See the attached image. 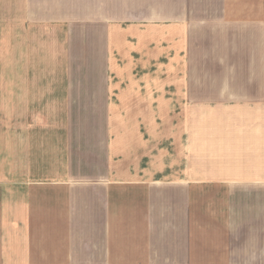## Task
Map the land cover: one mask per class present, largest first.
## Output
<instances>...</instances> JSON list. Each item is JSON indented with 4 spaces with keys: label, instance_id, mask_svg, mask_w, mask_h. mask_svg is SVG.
I'll return each mask as SVG.
<instances>
[{
    "label": "crops",
    "instance_id": "0c3cea01",
    "mask_svg": "<svg viewBox=\"0 0 264 264\" xmlns=\"http://www.w3.org/2000/svg\"><path fill=\"white\" fill-rule=\"evenodd\" d=\"M109 1L0 0V45L7 49L8 42L14 40L17 57L22 56L27 63L26 70L21 72L18 58L14 64L15 77L10 82H0L3 115L15 113L16 120L27 122L30 129L27 137L17 132L23 137L17 135L15 140L17 180L20 175L24 178L22 187L26 193L25 199L17 198L16 216L20 217L21 228L42 233L33 238L35 247L46 243L47 249L63 252L59 257L62 260L51 261V264H236V249L239 264H264V199L261 202V194L256 191L247 192L249 186L264 185L263 175L241 177L235 183L226 174L216 175L211 181L194 177L192 173L168 179L167 151L160 148L159 157L149 161L137 159L129 152H123L122 156L124 143L120 130L112 127L84 130L77 154L73 153L72 145L67 144L72 142V130L67 129V103L75 95L80 99L78 104L95 106V110L120 102L119 92H114L118 84L108 79V73L119 70L111 51L115 49V39H119L115 36L116 29L120 28L114 22L115 15L102 10L111 8L114 13L121 3L120 0ZM122 1V7L126 8L158 7L161 18L167 16L168 8L185 7L184 0H180L182 7L169 5L171 0ZM192 3V7L198 9H222V15L212 17L210 11L208 16L215 20L216 30L223 34L231 27L218 22L227 18L229 10H247L243 16L240 13L245 19L240 24L241 35L247 41L243 55L259 58L250 60V66L264 67V0H193ZM135 15L136 12L132 13ZM116 19L119 20L117 14ZM73 23L84 27L79 29L83 38L78 34V39L96 41V54L105 63L95 70L85 69V73H105L106 79L101 75L95 80L67 81L66 44L64 56L56 51L52 54L54 58H64L59 68L49 57L54 50L47 49L46 54L48 69H53L54 73L59 69L63 74L61 79L54 77L46 86L41 85L40 39L54 42L63 39L67 43V25ZM193 24L204 30L203 23ZM163 25L161 20L160 27ZM174 25L171 31L175 30L176 36L170 39L167 25L161 28V41H165L167 53L169 40H175L177 46L181 44L183 48L186 28L183 23ZM249 29L248 35L245 32ZM109 30L113 34L109 36L111 46L107 43L111 51L107 48L105 54L101 43L105 31ZM0 61L1 70L5 66L4 56H0ZM248 71H264V68ZM219 88L244 89L247 91H233L231 95L239 96L241 101L262 99L264 102V81L225 82ZM44 103L47 107L41 112ZM53 113L59 116H51ZM41 118L62 120L64 127L41 129ZM242 131L249 138L258 139L256 154L248 149L239 151L241 162L245 158L254 163L243 167L264 168V138L259 139L264 136L263 131ZM88 133L99 138L89 144ZM20 141L23 149L26 145L22 155ZM248 143V140L241 141V147ZM13 153L11 149L10 156L13 157ZM2 157L7 160V144L1 149ZM232 184L240 185L246 192L232 191ZM46 186L43 192L45 189L40 187ZM206 188L208 192L201 193ZM20 202L32 216L31 220L20 213ZM40 209L47 210L48 224L39 229L34 227L33 216Z\"/></svg>",
    "mask_w": 264,
    "mask_h": 264
},
{
    "label": "rangeland",
    "instance_id": "374dc122",
    "mask_svg": "<svg viewBox=\"0 0 264 264\" xmlns=\"http://www.w3.org/2000/svg\"><path fill=\"white\" fill-rule=\"evenodd\" d=\"M192 1L184 0L185 7L182 9L168 8L167 16L163 18L159 15L158 7L126 8L122 7L124 4L122 0L120 8L114 9V13L111 8H103V12L115 15L114 22H117L120 28L116 29L115 36L119 39H115L113 52L107 46V43L111 46L109 40V36H113L111 30L105 31L101 43L103 52L107 54L108 48L119 66L118 71L108 73V79L118 84L119 88L114 92L115 94L119 92L120 102L99 106L95 110V106L78 104L80 99L75 95V98L67 103V129L72 130V139L67 138L72 142L67 144L72 145L73 153L77 154L79 150L81 133L83 134L84 130L91 132L112 127L120 130V138L125 144L121 147V154L129 152L131 156L136 155L137 159L149 161L150 158L159 157L160 148L167 151L168 179L175 178L177 174L191 176V173L194 177L208 181L213 180L216 175L226 174L232 183L239 182L241 177L257 173L264 177V168L243 167L254 163L245 158L241 162L239 153L242 149H248L254 154L257 152L255 146L257 137L249 138L242 130H262L264 134V102H261L262 99L241 101L239 96L231 95L233 91L238 93L247 91L244 89L219 88L225 82L264 81V71H248L264 68L248 64L250 60L259 58L243 55V45L247 41L241 35L243 29L240 30V24L245 22V19L241 18L240 13L242 12L243 16L247 10L238 8L229 10L227 18L218 22L231 27V30L228 29L223 34L216 30L215 20L208 16L210 11L213 13L212 17L219 13L222 15L223 10L194 8ZM168 4H179V7H182L183 1L171 0ZM251 11L255 12L248 10ZM134 12L136 15L132 16ZM116 14L119 17L118 21ZM161 20L163 26L167 25L166 28H169V39L176 36L175 30L171 31V27L176 23L184 24L186 30L182 49L181 44L177 46L175 40H169L168 53L166 52L165 41H161V28H164L160 27ZM193 23H203L204 30L194 27ZM82 28L84 27L79 24L67 25V43L63 39L55 42L40 39L41 85L46 86L54 77L61 79L63 74L58 71L59 69H56L57 73H54L53 69H48L46 54L47 49L54 50L49 57L57 64L56 68H59L64 60L62 56L66 44L67 81L95 80L101 75L106 79L105 73L99 74L95 71L85 73V69L95 70L97 66H103L105 63L101 62L99 54H96L95 40L85 41L77 38L78 34L83 38L79 33V29ZM250 32L251 29L245 33L249 35ZM178 40L181 39L178 37ZM55 51L62 56L54 58L52 54ZM16 53L14 40L8 42L7 49L3 44L0 45V56H4L5 60L2 61L5 66L0 70V82L12 81L11 78L15 77L14 64L18 58L21 62L19 70L21 72L26 70L27 63L22 56L17 57ZM42 105L41 112L47 107L45 103ZM51 116L58 117L59 114L53 113ZM62 127H64L62 120L41 118V129ZM29 130L27 122L16 120L15 113L3 115L0 100V264H51V261L62 260L59 257H62L63 252L59 254L54 248L47 249L46 243L35 247L33 238L39 237L42 233L23 230L19 222L20 217L16 216L17 198L25 199L26 193L22 187L24 178L20 175L17 180L15 140L17 135L21 138L23 137L21 135L27 137ZM89 138V144H92L99 137L89 134ZM262 138L264 136L259 139ZM246 140L249 142L248 145L241 147V141ZM6 144L7 160L5 157L1 159V149L3 150ZM11 149L14 151L13 157L10 156ZM19 150L21 155L26 150V145L23 149L22 141ZM24 157L26 160V156ZM179 165L183 168H177ZM40 188L45 189L43 192L47 190V186ZM232 188V191L238 194L246 192V189L238 184H232ZM254 191L261 194L260 199L263 202L264 185L249 186L247 192ZM203 192L207 193V188L201 190V193ZM19 211L27 220H31L32 216L26 213V207L22 206V202ZM33 218L36 219L34 227L46 228L48 224L46 209L37 210ZM19 228L20 231L17 230ZM234 251L235 260L238 262L236 264H239V250Z\"/></svg>",
    "mask_w": 264,
    "mask_h": 264
}]
</instances>
